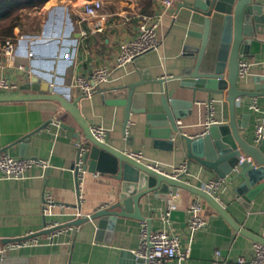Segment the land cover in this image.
<instances>
[{"label": "crops", "instance_id": "crops-1", "mask_svg": "<svg viewBox=\"0 0 264 264\" xmlns=\"http://www.w3.org/2000/svg\"><path fill=\"white\" fill-rule=\"evenodd\" d=\"M191 1L173 0L159 26L163 34L160 48L114 69L108 80L99 85L100 90L91 96L82 97L72 88L74 73H88L97 65L112 66L118 43L136 35L138 15L161 11L162 0H101L102 7L97 14L82 20L85 0H47L39 7L23 8L13 30L15 55L4 61L0 71L19 84L13 93L25 91L22 87L33 76L40 81V88H46L44 83H48L74 102L89 126L102 125L107 129L104 141L120 150L141 151V161L155 163L166 171L185 162L187 167L181 179L201 186L216 178L215 171L193 160L188 162L180 137L175 136L173 143L167 144L165 139L151 135L152 127L146 121L145 112H131L124 132V105L117 102L126 93L124 86L136 83L134 91L142 94L139 100L147 110H161L162 93L190 100L191 106L182 105L181 109L186 112L177 119L179 127L188 135L197 136L204 131L209 100H212L214 118L227 122L226 90L209 95L199 88L193 96L192 89L180 87L176 78L184 66L194 62L189 56L201 42L198 34L202 31L203 14L190 7ZM256 37L264 42V33ZM246 58L250 61L249 69L245 76L239 77L238 87L252 89L253 77L264 75V60L254 62L252 57ZM18 64H23L24 69L20 70ZM248 103L246 100L237 107V116L240 118L245 111L250 113L248 129L240 132L254 143V125L257 116L263 115V104L257 98L260 111L255 112ZM77 140L84 141L79 124L57 101H0V152L49 161L45 171L32 167L20 178L3 177L0 173V246L30 231L38 234L33 243L6 248L0 264H139L133 252L138 247L141 220L132 216L117 217L113 226L108 222L99 226L98 218H93L58 233L44 228L47 221L65 224L78 218L76 175L72 169ZM158 140L161 142L157 143ZM237 182L224 180L214 195L239 223L264 236V191L245 209L234 191ZM79 186L81 211L90 214L116 199L120 180L111 174L85 170ZM175 190L179 194L174 202L177 209L184 211V218L179 220L178 215L162 219L166 196ZM45 191L55 201L49 213L42 210ZM196 198L206 225L189 239L186 209ZM139 206L144 219H150L152 230L178 233L180 248L190 247L189 256L181 264H212L216 249L221 252L219 264H239L236 257L253 242L235 231L206 199L179 187L172 186L166 194L150 191L140 197Z\"/></svg>", "mask_w": 264, "mask_h": 264}, {"label": "water", "instance_id": "water-1", "mask_svg": "<svg viewBox=\"0 0 264 264\" xmlns=\"http://www.w3.org/2000/svg\"><path fill=\"white\" fill-rule=\"evenodd\" d=\"M190 7L203 14L202 31L198 34L201 42L196 52L189 56L194 62L184 66L176 78L179 79L180 87L192 89L193 96L199 88L207 91L209 95L226 90L229 112L227 122H213L202 134L188 135L179 127L177 119L186 112L181 109L182 105L191 106L190 100L185 101L172 97L171 93H162L159 96L161 110H147L142 100H139L142 94L134 91L136 83H128L124 86L125 95L117 99V102L124 105L123 129L125 132L131 112H145L146 121L152 127L149 129L151 135L165 139L167 144H172L175 136L180 137L188 162L193 160L213 169L216 178L229 176L232 181L238 180L234 191L243 207L249 209L251 202L264 191V128L259 140L254 143L246 140L240 130L248 129L250 113L245 111L239 118L237 107L246 100L251 102L260 98L264 117V75L253 77L252 89L239 88L238 62L242 56L252 57L254 62L264 60V42L256 37V34L264 33V11L259 0H192ZM39 82L37 77L33 76L30 82L22 87L25 91L2 93L0 101H57L73 116L82 130L84 168L111 174L120 180L114 201L93 211L89 216L75 218L65 225H77L98 218L99 226L107 222L109 226H113L119 216H132L143 220L139 206L140 197L150 191L166 194L175 186L203 197L235 231L253 242L264 244V236L239 223L211 191L161 172L152 165L131 157L126 151L96 138L74 102L53 90L48 83H44L46 88H40ZM75 135L79 139V134ZM159 142L161 141L158 140L157 143ZM241 156L243 160L238 163ZM178 215V219L182 220L184 211H170V218ZM147 221L151 222L150 219Z\"/></svg>", "mask_w": 264, "mask_h": 264}, {"label": "built area", "instance_id": "built-area-1", "mask_svg": "<svg viewBox=\"0 0 264 264\" xmlns=\"http://www.w3.org/2000/svg\"><path fill=\"white\" fill-rule=\"evenodd\" d=\"M262 10L264 11V0H260ZM164 8L161 11H157L153 14H139L137 22L136 35L121 40L117 46V52L112 66L97 65L93 66L88 73H74L72 77L71 86L74 90L79 92L82 97L91 96L93 93L100 90L99 85L107 81L112 71L119 68L129 62L134 61L137 57L143 55L149 51H156L160 48L163 42V34L159 32V26L164 12L173 3V0H162ZM85 13L80 16V20L89 16L97 14L98 9L102 7L101 0H85L84 2ZM101 27L98 25L97 29ZM16 43L13 38L8 37L0 41V70L4 68V61L11 60L15 55ZM68 59L69 56H66ZM250 61L248 58L242 56L239 58V77L245 76L248 72ZM17 67L24 69L23 64H18ZM19 87V84L0 71V94L13 93ZM207 112L205 115L204 127L206 128L213 122H219L214 118V109L212 100L206 103ZM248 107L255 112L260 111L259 105L256 100H252L248 103ZM59 124V120H55ZM264 117L263 115L257 116V121L254 125V139L259 140L263 135ZM90 129L93 135L104 140L107 129L102 125H92ZM203 133V132H202ZM201 133V134H202ZM77 145V157L73 162V171L76 172V186H77V202L75 204L76 217L89 216V214H83L81 211V194L79 193V185L85 172V158L84 149L82 148V142L76 141ZM131 157L140 160L142 158L141 151H126ZM243 160V156L239 158L238 163ZM157 170L167 173L173 177L181 178V175L186 170V163H180L173 166L170 171L162 169L155 163H148ZM32 167H39L45 171L49 167V161L42 157L31 156H14L5 151L0 152V173L3 177L20 178L24 177L26 172ZM237 167V166H236ZM233 168V170L236 169ZM229 179V176L223 178H214L201 185L206 190L211 191L214 194L216 188ZM179 191L175 190L170 192L166 196V208L162 215V219H168L170 211L177 209L174 198L178 196ZM55 205V201L49 191H45L43 194L42 210L43 213H49L52 206ZM201 209L200 201L198 198L193 200L187 207L186 213V233L189 239L193 237L196 230L206 225V220L203 219L199 211ZM45 229L51 230L53 233H58L64 229H73V225H65L56 221H47L44 225ZM38 234L30 231L27 235L9 240L5 245L0 246V257L2 252L6 248H12L21 246L23 244H30L37 240ZM180 235L174 232H168L165 230H152L147 220H141V226L139 231V243L138 247L134 250V257L139 259V264H181V261L189 256L190 247L185 249L180 248ZM220 250L214 251V256L211 261L212 264H219ZM236 262L239 264H264V244L259 242H252L250 248L245 250L244 253L239 254L236 257Z\"/></svg>", "mask_w": 264, "mask_h": 264}, {"label": "trees", "instance_id": "trees-1", "mask_svg": "<svg viewBox=\"0 0 264 264\" xmlns=\"http://www.w3.org/2000/svg\"><path fill=\"white\" fill-rule=\"evenodd\" d=\"M47 0H0V40L13 37V30L18 25L19 10L39 7Z\"/></svg>", "mask_w": 264, "mask_h": 264}]
</instances>
